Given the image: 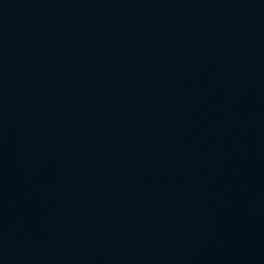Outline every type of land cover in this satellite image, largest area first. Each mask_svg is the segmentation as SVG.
<instances>
[{"label":"water","instance_id":"1","mask_svg":"<svg viewBox=\"0 0 264 264\" xmlns=\"http://www.w3.org/2000/svg\"><path fill=\"white\" fill-rule=\"evenodd\" d=\"M0 264H264V0H0Z\"/></svg>","mask_w":264,"mask_h":264}]
</instances>
